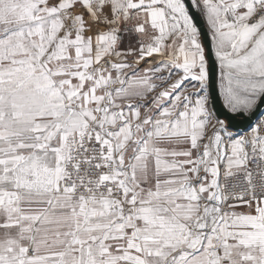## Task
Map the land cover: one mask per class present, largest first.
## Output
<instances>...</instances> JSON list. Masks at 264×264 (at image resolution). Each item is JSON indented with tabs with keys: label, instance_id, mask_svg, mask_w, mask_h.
Masks as SVG:
<instances>
[{
	"label": "snow or ice",
	"instance_id": "1",
	"mask_svg": "<svg viewBox=\"0 0 264 264\" xmlns=\"http://www.w3.org/2000/svg\"><path fill=\"white\" fill-rule=\"evenodd\" d=\"M262 109L264 0H0V264H264Z\"/></svg>",
	"mask_w": 264,
	"mask_h": 264
},
{
	"label": "water",
	"instance_id": "2",
	"mask_svg": "<svg viewBox=\"0 0 264 264\" xmlns=\"http://www.w3.org/2000/svg\"><path fill=\"white\" fill-rule=\"evenodd\" d=\"M197 22L200 24V26L202 28L204 27L203 23L199 20L198 17H197ZM214 107L217 110V112L220 114L221 118L224 119L227 110L222 107V104H221V101L219 100V98L216 99ZM256 118H257V116L252 118V121H251L252 124L255 122ZM232 124L234 125V127L232 128L234 130H237L238 128L241 130L247 129V127H246L247 121L242 123L238 119H233Z\"/></svg>",
	"mask_w": 264,
	"mask_h": 264
},
{
	"label": "crops",
	"instance_id": "3",
	"mask_svg": "<svg viewBox=\"0 0 264 264\" xmlns=\"http://www.w3.org/2000/svg\"><path fill=\"white\" fill-rule=\"evenodd\" d=\"M262 111H264V109H262ZM260 119H261V117L258 115L257 118L255 119V122H254L253 125H255L256 123H258ZM230 130H231V131H236V130H234V129H230ZM243 131L247 132L248 129H244Z\"/></svg>",
	"mask_w": 264,
	"mask_h": 264
},
{
	"label": "rangeland",
	"instance_id": "4",
	"mask_svg": "<svg viewBox=\"0 0 264 264\" xmlns=\"http://www.w3.org/2000/svg\"><path fill=\"white\" fill-rule=\"evenodd\" d=\"M254 124V123H253Z\"/></svg>",
	"mask_w": 264,
	"mask_h": 264
}]
</instances>
